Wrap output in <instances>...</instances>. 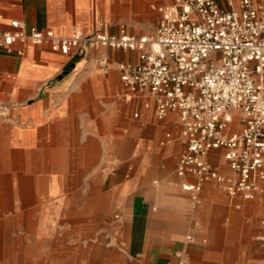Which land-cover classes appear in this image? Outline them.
I'll return each mask as SVG.
<instances>
[{
    "label": "crops",
    "instance_id": "obj_1",
    "mask_svg": "<svg viewBox=\"0 0 264 264\" xmlns=\"http://www.w3.org/2000/svg\"><path fill=\"white\" fill-rule=\"evenodd\" d=\"M173 1L0 0V32L17 20L26 32L57 36L153 37L160 9ZM23 50L0 54V194L19 200L0 199V210L14 211L0 214V264H264V182L251 200L214 181L196 193L182 189L197 179L177 174L185 153L178 115L157 119L152 100L128 93L116 70L136 64L137 52L91 44L69 55ZM223 153L211 150L209 165L233 177ZM97 193L104 200L70 205L61 196ZM68 209L77 211L72 221L86 211L97 227L87 241L49 255L46 234L33 227L45 232Z\"/></svg>",
    "mask_w": 264,
    "mask_h": 264
},
{
    "label": "built area",
    "instance_id": "obj_2",
    "mask_svg": "<svg viewBox=\"0 0 264 264\" xmlns=\"http://www.w3.org/2000/svg\"><path fill=\"white\" fill-rule=\"evenodd\" d=\"M160 14L153 37L77 30L57 36L26 32L13 20L0 32V54L21 57L27 44L62 55L78 54L83 44L137 52L136 64L118 63L116 70L128 93L152 100L157 119L178 115L185 153L177 174L197 179L182 189L196 193L214 181L229 196L251 200L264 182V0H222V6L218 0H174ZM99 65L107 70L105 60ZM217 149L233 177L211 169L208 154ZM261 226L264 231V212Z\"/></svg>",
    "mask_w": 264,
    "mask_h": 264
},
{
    "label": "rangeland",
    "instance_id": "obj_3",
    "mask_svg": "<svg viewBox=\"0 0 264 264\" xmlns=\"http://www.w3.org/2000/svg\"><path fill=\"white\" fill-rule=\"evenodd\" d=\"M62 196V200H64L65 202L69 203L70 205H72V203H76L77 201H87L89 199H93V196H95V198L97 199V201H102L104 200V194H99L97 193L96 195H87V194H65V195H61ZM111 197L112 201H117L119 200V195L112 193L111 195H109V198ZM17 198V199H16ZM0 199H2L5 202L8 201H14V200H18V195L14 196V195H10V194H0ZM75 205V204H74ZM73 205V206H74ZM13 212L12 210L6 209V210H0V214L1 217H12L13 216ZM23 212V211H21ZM85 213V214H84ZM77 211L73 210V209H68V210H64L63 211V215H64V219L59 220L57 219L56 221L54 220L52 225H48L47 226V230L44 232V227H40V226H35L33 227V229H37L38 232H40V228L43 229V233L46 234V238H47V249L49 251V255H51V253H53L56 250L59 249H70L71 246H73L75 244V242H77L78 239L83 240V241H87L88 237H91L94 234V229L97 227H95V225L93 224V222H90L89 220L83 218V217H88L86 215V211L84 212H80L79 216H80V220L78 222V220L76 221H72V219H74V217H76ZM50 217V216H49ZM16 232V236H17V241H16V245H17V249L20 248L21 244H22V240H19V233ZM12 234V233H10ZM15 235V234H14ZM35 244V243H33ZM36 244H39L38 242ZM19 246V247H18ZM52 259V257H49ZM12 261V260H11Z\"/></svg>",
    "mask_w": 264,
    "mask_h": 264
}]
</instances>
